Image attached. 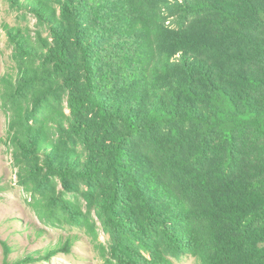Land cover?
Here are the masks:
<instances>
[{
	"label": "trees",
	"instance_id": "obj_1",
	"mask_svg": "<svg viewBox=\"0 0 264 264\" xmlns=\"http://www.w3.org/2000/svg\"><path fill=\"white\" fill-rule=\"evenodd\" d=\"M9 6L1 141L64 234L19 262L264 264V0Z\"/></svg>",
	"mask_w": 264,
	"mask_h": 264
},
{
	"label": "rangeland",
	"instance_id": "obj_2",
	"mask_svg": "<svg viewBox=\"0 0 264 264\" xmlns=\"http://www.w3.org/2000/svg\"><path fill=\"white\" fill-rule=\"evenodd\" d=\"M19 15L9 6V0H0V77L10 66L11 53L2 25L22 22ZM34 23L30 15H26L23 25L28 24L33 28ZM5 129L6 118L0 108V264H103L86 238L76 242L69 254L57 253L49 262H19L27 255L53 247L64 234L58 230L45 228L29 208L28 197L17 184L16 168L11 155L1 141H4ZM99 241L104 242L102 235L99 236ZM175 264L196 262L188 257Z\"/></svg>",
	"mask_w": 264,
	"mask_h": 264
}]
</instances>
